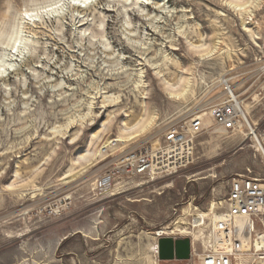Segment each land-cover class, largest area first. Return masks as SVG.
<instances>
[{
  "label": "rangeland",
  "instance_id": "rangeland-1",
  "mask_svg": "<svg viewBox=\"0 0 264 264\" xmlns=\"http://www.w3.org/2000/svg\"><path fill=\"white\" fill-rule=\"evenodd\" d=\"M57 1L0 0V32L9 37L21 12ZM230 1L90 0L81 12L66 4L19 27L30 39L20 52L7 37L0 42V264H192L161 259L157 232H193L203 250L231 181L264 179V154L250 135L264 146V0H242L244 10ZM191 42L204 49L197 54ZM142 68L145 100L133 90ZM226 78L248 123L221 132L211 112ZM104 92L119 103L104 107ZM196 117L206 129L191 165L99 192L120 155L157 146L169 126ZM124 121L143 122L136 138L120 140ZM97 131L91 154L75 162Z\"/></svg>",
  "mask_w": 264,
  "mask_h": 264
},
{
  "label": "built area",
  "instance_id": "built-area-1",
  "mask_svg": "<svg viewBox=\"0 0 264 264\" xmlns=\"http://www.w3.org/2000/svg\"><path fill=\"white\" fill-rule=\"evenodd\" d=\"M227 85L225 98L211 112L215 126L226 132L236 131L244 120L238 99L227 92L232 85L229 82ZM205 126L203 117H196L189 124L169 126L159 145L153 146L148 142L120 155L112 169L99 178L97 189L103 195H111L120 184L118 182L124 179L141 177L154 180L177 174L195 161L196 140L206 129ZM116 142L112 141L106 148L116 146ZM242 221L243 227L240 226ZM260 225H264V179L239 175L230 183L226 210L214 221L203 250L197 249L198 240H195L193 232L174 233L163 229L157 235L159 239L190 237L191 256L185 261L192 264L195 261L202 264H238L240 255L245 254V241L249 239L252 249L249 260L244 264H250V259L264 264V246L257 245L264 234L257 231ZM201 226L194 219L193 230Z\"/></svg>",
  "mask_w": 264,
  "mask_h": 264
},
{
  "label": "bare ground",
  "instance_id": "bare-ground-1",
  "mask_svg": "<svg viewBox=\"0 0 264 264\" xmlns=\"http://www.w3.org/2000/svg\"><path fill=\"white\" fill-rule=\"evenodd\" d=\"M32 2H36V0H32ZM60 1H57V2H54V3H59ZM39 3V2H38ZM37 3V4H38ZM34 4L32 5V7L29 9H26L24 12H21L20 14V25H18V27H14V29L12 30V33L9 35V37L7 36V34H5L3 31L0 32V42H3L4 38H8L9 40V45L12 46V49H16L18 52H20V49L22 47V45H24V47H27L30 39L29 38H24L21 34V30L19 29L20 26H25L27 25H30V23L32 22H36L38 21L39 19H41L42 17V14H44V11H43V8L46 7V6H38L40 4ZM53 3L47 5V7H51ZM230 5L231 7L233 6L234 8H239L240 10H244L246 9V3L243 2L242 0H231L230 1ZM238 9V10H239ZM56 8H53V12H55ZM75 10L76 11H80L82 10V6H77L75 7ZM51 11V12H52ZM26 12H33V13H36V15L34 16H26L25 13ZM250 30V29H249ZM251 32V30H250ZM253 35V34H252ZM254 36V35H253ZM258 38V37H257ZM4 43V42H3ZM107 45V44H106ZM191 45L193 46L194 49H199L200 51H202L204 49V45H197L193 42H191ZM106 47V46H105ZM23 50H21V53H22ZM24 53V52H23ZM0 62H3V59H0ZM5 65H0V68L4 67ZM154 69L157 70V74L164 79V81L166 82V85H167V88L170 90L171 94L172 95H176L178 96L179 95V85L176 84L175 82L169 80L166 75L163 73L162 69L159 67L158 63H155L154 65ZM223 83L225 85L228 84V81H229V78H226V79H222ZM228 86V85H227ZM147 84H146V75H145V70H143V68L141 69V72L138 74V79L135 80L133 82V90L135 91H138L141 95V98L142 99H146L147 98V93H146V89H147ZM227 92L229 95H231L234 99H238L237 96L234 94V90H233V87L231 86V88H228L227 89ZM97 96V95H96ZM95 96V97H96ZM93 99V97H92ZM95 99V98H94ZM120 99V95H114V94H111V95H105V92H104V95H103V99H102V103L104 105V107H108L110 106L111 103H116ZM238 101V104H239V110H240V113L242 114L243 118H244V121L245 123H248L247 122V118H246V114H245V110H244V106L240 103L239 99L237 100ZM119 103V102H118ZM89 114V113H88ZM83 116V115H82ZM85 116V115H84ZM89 116V115H88ZM82 119H84V117H82ZM84 121V120H83ZM104 122V121H103ZM74 124V120H70L69 123L67 124L66 126V129H68V127L71 125V124ZM105 125L106 123H103L101 128L104 129L105 128ZM135 125H132L130 126L128 123H126V121L123 122V129H120V140H124L125 139L127 140L129 136L133 137V138H136L138 135H135L136 132H132V131H129V129L133 128ZM251 129V127H249ZM63 131V130H62ZM101 131V130H100ZM100 131L98 132H94L91 136V140L89 142V145L87 147V149H84L83 152H81L77 158V160H75V162H77L78 160H81V159H84L86 158L88 155L91 154L92 152V149L94 148L97 140L99 139L100 137ZM138 132L141 131V129H138L137 130ZM217 131H221V132H226V131H223L221 129L217 130ZM61 132V131H60ZM57 133V132H56ZM59 133V132H58ZM68 133V130L63 134H67ZM250 135H252L253 138H255V140L257 141L258 145H259V150H261L264 154V146L262 145V143L260 142V139H259V136L256 135L255 131L253 129H251V133ZM132 138V139H133ZM112 142H110L107 146L111 145ZM104 148V147H103ZM111 148H114L111 146ZM75 162L73 161V164L71 165V167L69 168L68 172L71 173L72 170L74 169V164ZM17 173V172H16ZM221 217V214L217 215L215 218H214V221H217L219 218ZM240 226L243 227L244 226V222L242 221L240 223ZM183 233H185L183 230H182ZM191 243V241H190ZM258 245V243H257ZM259 246H264V234H262L260 236V240H259ZM252 249V241H250L249 239H247V241H245V254H242L240 255L239 257V261H238V264H244V262L246 263L248 260H249V257L250 256V250ZM191 256V249H190V254ZM189 256V257H190ZM257 263V262H256ZM195 264H202L200 261L196 262L195 261Z\"/></svg>",
  "mask_w": 264,
  "mask_h": 264
},
{
  "label": "water",
  "instance_id": "water-1",
  "mask_svg": "<svg viewBox=\"0 0 264 264\" xmlns=\"http://www.w3.org/2000/svg\"><path fill=\"white\" fill-rule=\"evenodd\" d=\"M188 237H163L159 240L160 258L163 260L188 259L191 243Z\"/></svg>",
  "mask_w": 264,
  "mask_h": 264
},
{
  "label": "snow or ice",
  "instance_id": "snow-or-ice-1",
  "mask_svg": "<svg viewBox=\"0 0 264 264\" xmlns=\"http://www.w3.org/2000/svg\"><path fill=\"white\" fill-rule=\"evenodd\" d=\"M89 3H90V0H61L60 3H53L51 7H47V6L44 7L43 11L45 14H47V13H50L53 10V8L63 10L66 4L87 6ZM25 15L26 16H34V15H36V13L26 12ZM193 51H195L197 54H199V52H200L199 49H193ZM0 71H3V69L0 68ZM175 98L179 99V97H175ZM142 123H143L142 121L139 123H136L133 128L129 129V131L136 132L138 135L139 132L137 130L142 128ZM127 138L132 139L133 137L129 136Z\"/></svg>",
  "mask_w": 264,
  "mask_h": 264
}]
</instances>
